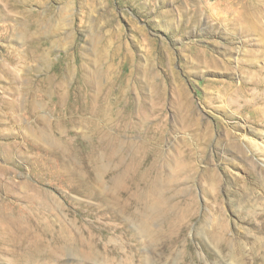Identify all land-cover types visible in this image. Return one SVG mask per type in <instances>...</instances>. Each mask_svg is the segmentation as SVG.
Wrapping results in <instances>:
<instances>
[{
  "label": "rangeland",
  "instance_id": "374dc122",
  "mask_svg": "<svg viewBox=\"0 0 264 264\" xmlns=\"http://www.w3.org/2000/svg\"><path fill=\"white\" fill-rule=\"evenodd\" d=\"M240 57L264 77V0H0V264L39 228L60 264H264V108L220 97Z\"/></svg>",
  "mask_w": 264,
  "mask_h": 264
},
{
  "label": "bare ground",
  "instance_id": "6f19581e",
  "mask_svg": "<svg viewBox=\"0 0 264 264\" xmlns=\"http://www.w3.org/2000/svg\"><path fill=\"white\" fill-rule=\"evenodd\" d=\"M233 6V5H232ZM239 14V12H238ZM196 19H194L195 21ZM227 21V20H226ZM197 22V20H196ZM244 25L248 22L246 19H244ZM230 25V24H229ZM243 25V26H244ZM178 30V29H177ZM262 36V34H261ZM154 46V43L152 45L149 46V48H152ZM168 48H164V57L163 60L165 62V65L167 67H169V63H171V55L170 52L167 50ZM149 55L153 56V51L149 50L148 51ZM204 53V48H198V56L200 54ZM10 59H12L13 61L17 62V64L19 65L20 62L17 61V59L14 56L13 51L10 52ZM199 61L197 63H202V62H206L207 64L211 65V66H219L222 65L223 68L225 70H229L231 69L229 64H230V58L224 59L222 58V60L218 57V55L216 56L215 54H210L209 56H204L201 58H198ZM249 59H244L242 57L239 58V64H240V68L242 70L241 73H244V75L241 77V80L239 83H235L233 81H230L231 83H229L228 85L225 86V88H227V91L224 92L223 94L220 95L221 98H224L226 100H228V106L229 108H227V106L224 107L225 111L230 110L231 112H239L241 111L242 113L244 112H253V111H260L261 109H263L264 107L262 105H260L261 103H264V93H255L254 89L252 87H250L253 84H259L264 88V77L263 75L258 77L257 79L253 78L252 76H247L246 74L249 73V70L247 69V67L245 66L246 61ZM243 65L245 67H243ZM208 67V66H207ZM20 71V70H19ZM224 71V72H227ZM168 82L172 83V84H176V87H180L183 83L177 78V76L173 73L170 72L169 76H168ZM181 89L176 91L175 93L179 96L180 98V103H181V97L184 94H181ZM251 92L250 94L252 95V98L245 104H241V102L243 101L244 98V94L245 92ZM213 102L215 101L212 100ZM223 101V100H222ZM31 108H34V102L31 103ZM235 108V109H234ZM29 113H31V111H29ZM8 226V225H7ZM8 228H10V226H8ZM28 240H33L28 242L29 243V248L26 251L29 255L31 252L36 256V261L34 263H31L30 261H26L25 256L22 257V264H60L58 258V251H57V247L59 246L56 240H52V241H43V231L41 230V228L38 229V232H35V234L31 237H29L28 235ZM25 238H23L24 240ZM7 246L8 250L10 251L12 249V241L9 238H2V241L0 240V247H4ZM28 247V246H27ZM91 249H87V247H84L83 249V256L86 259H89L92 255V252L90 251ZM16 251V250H15ZM15 251L13 253H15ZM61 251V250H60ZM62 253V251H61ZM75 257H78L77 255H74ZM21 256H18V258H20Z\"/></svg>",
  "mask_w": 264,
  "mask_h": 264
}]
</instances>
